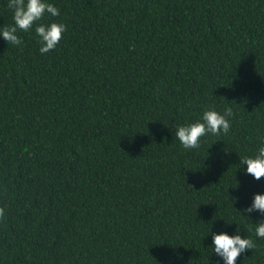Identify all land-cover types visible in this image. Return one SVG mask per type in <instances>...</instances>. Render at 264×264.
I'll list each match as a JSON object with an SVG mask.
<instances>
[{"label": "trees", "instance_id": "trees-1", "mask_svg": "<svg viewBox=\"0 0 264 264\" xmlns=\"http://www.w3.org/2000/svg\"><path fill=\"white\" fill-rule=\"evenodd\" d=\"M47 2L54 51L0 36V264H224L225 232L264 264V215L243 214L264 178L240 163L264 146V0ZM228 107L227 135L175 138Z\"/></svg>", "mask_w": 264, "mask_h": 264}, {"label": "clouds", "instance_id": "clouds-1", "mask_svg": "<svg viewBox=\"0 0 264 264\" xmlns=\"http://www.w3.org/2000/svg\"><path fill=\"white\" fill-rule=\"evenodd\" d=\"M8 8L13 12V24L0 28V36L8 45L20 46L23 42L19 32H30L35 28V33L40 43L42 55L54 51L63 39L67 26L63 23L53 22L50 25L41 23L46 15L59 17L60 10L47 0H9ZM233 116L231 107L225 108L223 114L216 110H207L200 120L186 126H178L175 138L179 140L185 150H198L201 147L202 138L211 134L219 136L227 135L231 129L229 118ZM242 165H247L246 174L255 180L264 178V146L258 148L254 157L240 159ZM259 212L264 215V195L256 194L251 206L244 209L243 214ZM5 209L0 207V222L5 220ZM237 233L239 230L237 229ZM255 234L264 239V220L255 225ZM215 254L222 258L224 264H237L241 254L254 250L255 242L250 238H242L240 234L211 233Z\"/></svg>", "mask_w": 264, "mask_h": 264}]
</instances>
